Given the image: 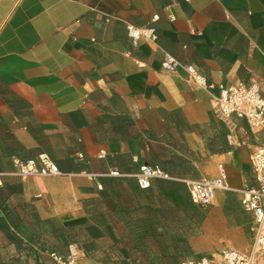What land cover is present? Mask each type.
Here are the masks:
<instances>
[{
    "label": "crops",
    "instance_id": "obj_1",
    "mask_svg": "<svg viewBox=\"0 0 264 264\" xmlns=\"http://www.w3.org/2000/svg\"><path fill=\"white\" fill-rule=\"evenodd\" d=\"M128 23L154 27L156 40L134 42ZM165 52L177 70L164 68ZM186 64L214 88L190 81ZM251 81L264 95V0H0V264H59L53 254L77 244L65 228L87 224L85 202L119 179L184 213L188 182L224 171L229 189L201 230L225 229L222 215L254 183L264 132L240 144L244 121L217 115L213 99L221 85ZM220 138L227 147L211 151ZM41 155L62 174H17L19 161ZM142 163L161 164L170 185L140 188Z\"/></svg>",
    "mask_w": 264,
    "mask_h": 264
},
{
    "label": "rangeland",
    "instance_id": "obj_2",
    "mask_svg": "<svg viewBox=\"0 0 264 264\" xmlns=\"http://www.w3.org/2000/svg\"><path fill=\"white\" fill-rule=\"evenodd\" d=\"M182 193L184 213L170 209L167 198L150 191L136 193L129 185L120 192L111 189L110 198L97 197L88 205L90 221L77 230L79 260L88 252L97 264H180L188 256L220 258L223 249H250L254 218L240 203L232 204L231 215V208L222 215L229 220L225 229L222 224L214 228L206 224L201 230V218L214 202L202 207L192 200L190 191Z\"/></svg>",
    "mask_w": 264,
    "mask_h": 264
},
{
    "label": "built area",
    "instance_id": "obj_3",
    "mask_svg": "<svg viewBox=\"0 0 264 264\" xmlns=\"http://www.w3.org/2000/svg\"><path fill=\"white\" fill-rule=\"evenodd\" d=\"M109 18V17H108ZM159 16L155 15L154 20ZM174 19V16H172ZM128 32L134 42L141 38L156 40L154 27H138L127 24ZM164 68L169 71L177 70L182 64L173 55L165 52ZM190 81L214 88L206 77L192 64H186ZM218 95L213 99L214 110L222 118L237 117L245 123L247 139L239 140L240 144H249L248 134L264 132V95L258 81L240 82L238 84H224L218 87ZM230 138V136H229ZM252 173L254 183L241 190V204L245 210L254 215V236L250 249L242 252L237 249H224L220 258L208 255L189 256L180 264H264V133L258 136L251 153ZM110 173L119 176L120 171L113 168ZM18 175L27 177L31 175H60L59 166L47 155L31 158L18 162ZM156 178H171L170 175L158 164L142 163L138 166L136 180L142 189L151 187ZM192 200L206 207L213 202L219 189H229L226 174L215 178L202 177L188 182ZM80 249L77 244L71 243L68 253L63 256L54 253L53 256L59 264H79Z\"/></svg>",
    "mask_w": 264,
    "mask_h": 264
},
{
    "label": "trees",
    "instance_id": "obj_4",
    "mask_svg": "<svg viewBox=\"0 0 264 264\" xmlns=\"http://www.w3.org/2000/svg\"><path fill=\"white\" fill-rule=\"evenodd\" d=\"M193 128L200 130V126H199V125H194ZM219 142H220L219 144H221V148L217 150V148L211 147V148H210L211 151H221V150H223V149H225V148L227 147V145H226V147H225V143H222V139H221V138H220ZM215 144L217 145L218 142L215 141ZM152 165H154V164H152ZM158 165H160V166L164 169V167H163L161 164H158ZM164 170H165V169H164ZM165 171H166V170H165ZM166 172H167V171H166ZM167 173H168V172H167ZM168 174H169V173H168ZM169 175H170V174H169ZM170 177H171V176H170ZM162 181H163V180H160V178H157V182H156V183H157V187H158V189H160V190H162V189L165 187V184H164V183H167V182H168V185H170V181H168V180H165L164 182H162ZM109 185H110V186H109L110 190H111V189H116V190H118L119 192L122 191V190L125 188L126 185L131 186L132 189H133V191L136 192V193H138V192H142V191H150V190H140L139 188H137V187L135 186V183H134L133 181H131V180H126V181L121 180V179H119V180H113V181L109 182ZM101 196H104V197L110 198V194H109V192H105L104 190H102V192H101ZM96 201H97V198H91V199H89V200H87V201L85 202V205L87 206V211H89V209H88V205L91 204V203H94V202H96ZM82 226H83V225H79V226H70V227L65 228V233H66V235L69 236V238H70L71 241H73V242H78V238H77V230L80 229V228H82ZM185 244H186V248L189 249L188 243L186 242ZM87 256H88V257H91V258L94 259V256H93V255H90L88 252H87Z\"/></svg>",
    "mask_w": 264,
    "mask_h": 264
}]
</instances>
